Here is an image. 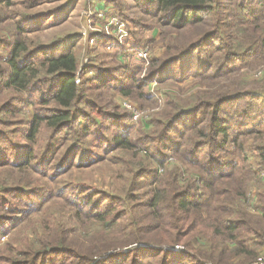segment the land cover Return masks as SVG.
Returning a JSON list of instances; mask_svg holds the SVG:
<instances>
[{"label":"trees","instance_id":"obj_1","mask_svg":"<svg viewBox=\"0 0 264 264\" xmlns=\"http://www.w3.org/2000/svg\"><path fill=\"white\" fill-rule=\"evenodd\" d=\"M143 1L154 7L155 14H147L151 15L155 25L171 26L181 31L194 28L208 18L212 21L210 30L176 54L162 60L146 78L149 81L159 77L162 79L169 69L173 72L167 74V79L180 81L194 77L199 82L210 84L217 80H228V77L239 73L250 65L251 62L246 60L258 61L264 58V0H238L240 3L235 6L238 11L235 9V13L227 16L230 23L225 20L227 6L224 0ZM227 27L228 34L225 33ZM130 31L133 38L132 29ZM96 42L97 45H107L109 40L99 36ZM133 42L130 46L114 51L112 64L107 67L90 65L80 68L72 52L48 55L57 43L34 46L30 42L31 46L27 47L18 34L14 40L0 41V97L3 96L0 124H14L4 120V117L13 116L20 110L19 107L33 106L30 120L20 121V135L33 141L41 122L50 130L49 140L41 152L33 153L27 145L15 146L12 149L18 150L20 155L3 157L0 154V168L21 169L30 166L36 171L37 164L59 147L54 140L61 134H71L73 140L55 166L53 175L64 172L61 169L64 164L68 169L78 153L81 155L74 164L78 168L90 166L88 163L93 160L102 161V157L92 153V145L102 148L103 154L116 149H136L144 144L167 147L169 154L174 153L175 158L188 166L196 177H187L181 181L182 173L175 168L166 173L163 179L154 178L153 174L159 169L157 165L162 166L167 158L162 153L150 155V160L145 161L147 165L132 174L133 181L141 182L143 187L146 180H151V183L157 180L154 188L157 193L151 192L146 204L142 206L147 207L152 226L158 223L156 216L165 225L164 232L157 236L156 232L149 233L156 228L141 233L137 228L138 232L129 231L124 241H110L100 248L92 246L91 249L76 248L65 236L53 235L52 238L51 234H47V242L38 244L36 248L15 251L11 255L13 259H0V264H185L189 261V264H229L225 260L227 243L234 247L229 252L230 256L244 254L246 260L239 264H247L255 256L249 248L254 247L257 251L264 247V189L257 195L256 206L252 204L258 216L251 217L242 205L241 188L245 187L243 181L238 179L242 176L246 183L253 175L251 166L246 163L249 156H253L257 160V167L264 170V108L260 107L264 98L245 93L239 88L232 90L231 85L220 86L218 93L211 98H207L210 92L203 89L190 100L174 98L167 101L166 98L164 104L171 111L165 113L164 121H157L159 129L153 127L151 132L154 136L147 134L145 139H130L124 134L126 125L112 135L109 129H105L110 139L106 137L104 140L99 138L102 127L98 124H83L74 129L77 120L87 117L85 109L81 108L84 100L82 93L87 85L85 83L95 81L101 85L97 86L98 89L116 90L117 83L125 84L124 80L129 81V87L142 89L141 83L133 82L135 68L124 62V58L135 48L145 46L137 43L134 38ZM87 72H95L93 79H81ZM77 74L80 85L75 83ZM87 101L84 100L86 108L90 112L95 110L96 107L90 106L91 103ZM109 111L101 114L96 110L95 113L104 116L112 124L127 119V114L119 115L115 109ZM259 136L263 138L259 140L261 144H253L252 147L245 145L252 138L260 139ZM90 137L97 142H88ZM81 143L89 148L83 147ZM143 151L149 152L145 148ZM3 160L5 163L2 164ZM26 190L2 187L0 198H3L2 193L12 196L7 193L10 191L47 200L59 195L48 189ZM79 190L72 191L71 195L65 194L66 201L76 203L84 210L82 199L76 198V195L82 194ZM90 195L83 199L85 206L91 204ZM44 208L45 204L29 205L25 211L17 214H21L22 219H28ZM107 210L94 211L96 214L92 216L95 220H104L107 218ZM13 218L1 217L0 222L11 225ZM115 222L109 220L105 224L113 227ZM4 230L6 228L0 225V233ZM144 242L147 248L139 247ZM131 244L138 246L124 249ZM177 244H182L188 251L175 255L159 248L161 245ZM154 258L157 259L155 262Z\"/></svg>","mask_w":264,"mask_h":264},{"label":"rangeland","instance_id":"obj_2","mask_svg":"<svg viewBox=\"0 0 264 264\" xmlns=\"http://www.w3.org/2000/svg\"><path fill=\"white\" fill-rule=\"evenodd\" d=\"M106 1L55 0L53 2V0H0V41L14 40V37L18 34L20 40L27 47L31 46L30 42H33L34 46L57 43L56 48L53 51L51 50L49 52L51 54L48 55L56 56L65 52H72L80 68L90 65L107 67L112 64V53L114 51H109L108 45H97L96 42L99 36L107 39L103 26L111 17L118 19L127 28L132 29L134 40L148 47L150 64L146 73H143L142 79L140 75L144 67L140 66L141 63H127V65L135 68L133 70L135 75L133 82L134 84L141 83L143 85L142 89L131 88L127 85L129 81L124 80L125 84L117 83L118 88L116 90L98 89L97 86L101 87V85L95 81L90 84L85 83L87 85L84 86L82 98L88 100L87 103L90 102V106H94L96 109L92 110L94 112H90L83 100L81 108L85 109L87 117L77 120L74 129L80 128V125L82 126L83 124H98L102 127L99 138L100 140H104L106 137L110 139L106 135L105 129H109V133L112 135L113 133H118L122 130L123 125H126L124 134L128 135L130 139H145L147 134L148 136H154L151 132L153 131V127L159 129L157 121H164L165 113L171 111L164 104L166 98L167 101L174 100V98L190 100L197 96L198 91L201 89L209 91L210 94L207 98H211L214 94L218 93L219 87L222 85L225 87L231 85L230 89L232 90L239 88L245 93L264 98V58L258 61L256 59L246 60V62H251L249 63L250 65L241 69L239 73L228 77V80H217L210 84L199 82L194 77H188L180 81L167 79L169 77L167 74L173 72V70L169 69L165 72L166 74L164 73L162 79L159 77L156 80L149 81L146 78L149 77L150 72L158 67L162 60L176 54L189 43L199 38L203 33L210 30L212 21L208 18L205 22L194 28L177 31L172 29L171 26L155 25L150 15L155 14L154 7L146 1ZM138 1L139 4L137 3ZM224 3L227 6L225 20L230 23L227 16L235 13V9L236 12L238 11L235 6L240 2L238 0H224ZM250 7L253 9L252 5ZM116 10L120 12L118 13ZM100 15H102V18ZM225 29V33L228 34L229 27ZM21 31L24 33L20 34ZM92 40L93 42L91 43ZM96 46L97 48L95 49ZM94 74L95 72L84 73L81 79H93ZM99 77L104 78L103 76ZM77 85H80V78ZM2 97H0V103ZM125 103L131 105L132 109L142 113V116L137 121H133L130 112L123 108L122 105ZM260 107L264 108L263 102L260 104ZM33 108V106L19 107L18 109L20 110L13 116L6 118L2 116L7 122L12 121L14 123L9 126H2L0 124V154L4 155L3 157L19 156L18 150L12 149L15 146L27 145L31 147L33 153L41 152L46 146L50 130L44 122H41L39 125L33 141L27 140L20 135L22 129L20 121L25 122L30 120ZM113 109L119 115L127 114L125 122L121 120V122H113L112 124L104 116H98L95 113L96 110H98V113L103 114ZM91 139V137L88 138V142H97V140ZM262 139L257 140L252 138L245 142V145L252 147L253 144H261L259 140ZM72 140L71 134H66V136H63V134L59 135L54 140L59 147L48 158L37 164V172L30 166L21 169L14 167L0 168V188L20 187L24 191H28L26 189L31 190V188H41L53 190L59 194L51 200L35 199L31 194H19L13 191L7 192L10 193L8 195L12 196H5L4 193L1 194L3 198H0V218L8 216L15 218H13L14 222L10 223L11 225L0 222V225L6 228L5 232L0 233V259L9 257L13 259L11 255L15 251H25L38 247V244L48 241L47 234H51L52 238L54 237L53 235H60L59 237L65 236L67 240L72 242L74 247L82 249H91L92 246L100 248L110 241H124L129 231H139L141 233L156 228V230L149 233L156 232L157 236H161L165 225L153 215L159 224L157 223L156 226H152L147 207L142 206L146 204L145 201L150 197L151 192L153 194L157 193L154 190L157 186V180L153 183H151V180H146V185L143 187L140 185L141 182L133 181V172L141 166L147 165L145 161L146 159L150 160V155L162 153L167 155V158L163 161L162 166L157 165L159 169L153 174L154 178L163 179L166 173H170L175 168L180 169L182 173L181 181L187 177H196L188 166L183 165L181 161L175 158L174 153L169 154L170 152L166 149L167 147H150L147 144L137 146L138 148L131 150L116 149L107 154H103L102 148L92 145V153L102 157V161L96 162V160H91L92 162L88 163L91 164L90 166L78 168L74 165L78 156L81 155L78 153V156L74 157V162L68 169H66L67 165L64 164L61 168L64 172L53 175L55 166L63 157ZM81 145L89 148L86 144L81 143ZM143 148L149 150V152L143 151ZM4 161L1 163H5ZM256 162L257 160L253 156H249L246 160V163L253 170L252 177H247L249 179L246 180V183L242 176L238 177L239 181H243L245 187V189L241 188L243 197L240 199L245 211L251 217L258 216L252 204L256 206L257 195L264 189V170L258 168ZM140 163L142 164L140 165ZM64 168L66 170H63ZM149 183L151 185H148ZM78 189H81L79 191L82 194L76 195V198L82 199V207H85L84 210L80 209L76 203H68L66 201L67 197L65 194L71 195L72 191ZM147 189H149L148 192H146ZM89 194H91L89 196L91 197V204L85 206L83 199ZM42 204H45V208L28 219H22L20 218L21 214H17L25 211L29 205L37 206ZM89 209L93 211H89ZM106 209H108L107 218L104 220H95L93 218L92 215L96 214L94 211ZM109 220H116L113 227H108L110 224L106 226L105 223H108ZM51 223L52 226L50 227ZM136 246L138 245L131 244L124 249ZM145 246H148L146 242L139 247L147 248ZM74 247L72 246V248ZM159 248L175 255L186 250L188 251L182 244L174 246L161 245ZM225 248V260L229 264H239L240 261L246 260L244 254L230 256L229 252L234 249L230 243L225 244ZM249 250H253L255 256L247 264H255L264 260V247L262 249L258 248L257 251L254 247L252 249L249 248ZM156 260L154 258V262ZM189 262H185V264H189Z\"/></svg>","mask_w":264,"mask_h":264},{"label":"built area","instance_id":"obj_3","mask_svg":"<svg viewBox=\"0 0 264 264\" xmlns=\"http://www.w3.org/2000/svg\"><path fill=\"white\" fill-rule=\"evenodd\" d=\"M100 16L102 18V15ZM103 31L105 35L107 36V39L109 40L107 44L108 45L107 48L109 49V51L110 50L116 51L118 48L130 46L134 44L130 29L127 28V26L124 23L120 22L116 18L111 17L109 21H107L105 25L103 26ZM92 42L93 40L91 41V43ZM124 62L125 63H130V62L141 63L140 66L144 67L142 74L143 73L145 74L150 64V53H149L148 47L143 46V47L135 48L132 53H130L128 56L124 58ZM142 74L140 75L141 79L144 76V74L143 75ZM78 82H79V79H78V74H77V79L75 83L77 84ZM122 106L125 110H128L130 112L131 119L133 121H137L142 116V113L132 109L131 105H128L125 103ZM255 264H264V260H261Z\"/></svg>","mask_w":264,"mask_h":264}]
</instances>
